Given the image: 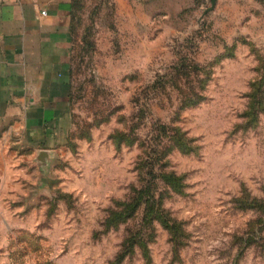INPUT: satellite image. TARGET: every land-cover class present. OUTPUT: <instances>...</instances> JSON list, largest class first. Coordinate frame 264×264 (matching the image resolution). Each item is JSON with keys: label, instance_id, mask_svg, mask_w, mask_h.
<instances>
[{"label": "rangeland", "instance_id": "rangeland-1", "mask_svg": "<svg viewBox=\"0 0 264 264\" xmlns=\"http://www.w3.org/2000/svg\"><path fill=\"white\" fill-rule=\"evenodd\" d=\"M71 39L70 125L0 124V264H264V0H73Z\"/></svg>", "mask_w": 264, "mask_h": 264}, {"label": "crops", "instance_id": "crops-1", "mask_svg": "<svg viewBox=\"0 0 264 264\" xmlns=\"http://www.w3.org/2000/svg\"><path fill=\"white\" fill-rule=\"evenodd\" d=\"M72 0H0V124L31 143L71 123L66 77Z\"/></svg>", "mask_w": 264, "mask_h": 264}, {"label": "trees", "instance_id": "trees-1", "mask_svg": "<svg viewBox=\"0 0 264 264\" xmlns=\"http://www.w3.org/2000/svg\"><path fill=\"white\" fill-rule=\"evenodd\" d=\"M71 6H72V11H71V25H72V13H73V0L71 1ZM71 25H70V27H71ZM71 29V28H70ZM150 186H148V183H146V184H143L142 185V189H138V190H140V191H142V193H144L145 191H148L149 190V192H150ZM136 197V196H135ZM156 216L158 215L159 216V214H155ZM153 217H155V216H153ZM125 244H123V246H124ZM118 262V260L116 261V263Z\"/></svg>", "mask_w": 264, "mask_h": 264}, {"label": "water", "instance_id": "water-1", "mask_svg": "<svg viewBox=\"0 0 264 264\" xmlns=\"http://www.w3.org/2000/svg\"><path fill=\"white\" fill-rule=\"evenodd\" d=\"M212 1H214V0H212Z\"/></svg>", "mask_w": 264, "mask_h": 264}]
</instances>
